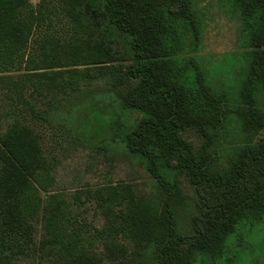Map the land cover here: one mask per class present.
<instances>
[{"label": "trees", "instance_id": "trees-1", "mask_svg": "<svg viewBox=\"0 0 264 264\" xmlns=\"http://www.w3.org/2000/svg\"><path fill=\"white\" fill-rule=\"evenodd\" d=\"M231 4L245 66L228 80L201 55L193 0H0V264H202L263 222L264 0ZM100 98L118 131L94 147L136 163L150 193L54 189L36 122L81 143L65 116ZM91 201L99 228L73 212Z\"/></svg>", "mask_w": 264, "mask_h": 264}, {"label": "rangeland", "instance_id": "rangeland-1", "mask_svg": "<svg viewBox=\"0 0 264 264\" xmlns=\"http://www.w3.org/2000/svg\"><path fill=\"white\" fill-rule=\"evenodd\" d=\"M29 1L33 7L40 2V0ZM193 2L204 15L206 22L202 57L208 60L205 62L213 65L212 73L216 74L215 79H221L222 76L223 79L233 80L245 66V60L242 57L244 50L238 41L239 17L232 7L231 0H193ZM98 85L103 84L98 81L88 87L94 88ZM30 91L26 92L28 99ZM71 94L73 93H68L65 97H57L56 100L64 102L76 95L70 97ZM31 99L36 109L46 108L42 103L44 98L36 96ZM96 100L87 106L84 105V109L77 115L65 116L76 120L75 126L80 130L81 143L73 141V135L72 137L60 134L54 137L52 133H58L56 129L36 122L35 128L45 137L44 149L58 159L54 189L75 192L96 186L129 184L137 193H150L152 182L136 163L130 161L120 151L104 152L94 147L95 143L100 141L114 143L112 138L118 131L116 129L118 115L108 102L106 103V99H98L99 104H96ZM43 102L49 104L50 100ZM127 122L129 120H123L122 125H127ZM30 124L33 126L31 121ZM256 140L264 141V129ZM118 147L121 148L119 144ZM93 208L94 202L91 201L82 207H73V212L78 215V219L92 222L99 228L103 225L104 219L96 217ZM246 227L244 231L234 232L228 236L222 252L213 259H206L202 264H264V220L251 228Z\"/></svg>", "mask_w": 264, "mask_h": 264}]
</instances>
